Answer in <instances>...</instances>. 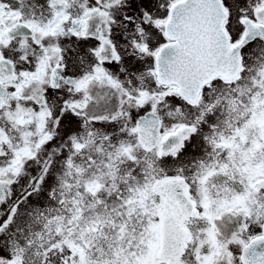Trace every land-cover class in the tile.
<instances>
[{"label":"snow or ice","instance_id":"6c2138e0","mask_svg":"<svg viewBox=\"0 0 264 264\" xmlns=\"http://www.w3.org/2000/svg\"><path fill=\"white\" fill-rule=\"evenodd\" d=\"M0 264H264V0H0Z\"/></svg>","mask_w":264,"mask_h":264}]
</instances>
